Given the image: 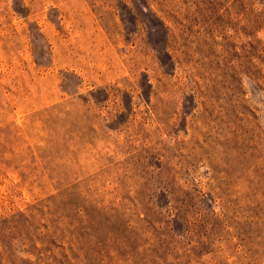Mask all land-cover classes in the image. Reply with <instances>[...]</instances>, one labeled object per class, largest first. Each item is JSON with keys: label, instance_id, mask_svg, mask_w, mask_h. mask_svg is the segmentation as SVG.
I'll use <instances>...</instances> for the list:
<instances>
[{"label": "rangeland", "instance_id": "obj_1", "mask_svg": "<svg viewBox=\"0 0 264 264\" xmlns=\"http://www.w3.org/2000/svg\"><path fill=\"white\" fill-rule=\"evenodd\" d=\"M0 264H264V0H0Z\"/></svg>", "mask_w": 264, "mask_h": 264}]
</instances>
